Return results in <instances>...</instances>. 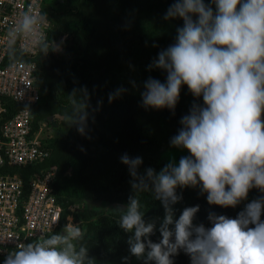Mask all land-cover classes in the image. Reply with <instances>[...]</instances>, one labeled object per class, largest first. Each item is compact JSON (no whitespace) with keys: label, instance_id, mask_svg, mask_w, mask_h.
Instances as JSON below:
<instances>
[{"label":"clouds","instance_id":"obj_1","mask_svg":"<svg viewBox=\"0 0 264 264\" xmlns=\"http://www.w3.org/2000/svg\"><path fill=\"white\" fill-rule=\"evenodd\" d=\"M173 18L183 20L175 42L148 66L163 70L166 80L149 77L142 104L174 110L184 85L197 101L202 98L170 140L189 155L158 172L149 167L143 176L142 157L122 155L135 194L115 209L117 224L129 234L130 255L143 264H174L181 250L190 264H264V195L234 218L209 212L210 226L194 223L199 205L185 207L178 218L174 208L183 199L178 188L199 187L210 205L223 208L237 207L253 188L264 193V0H173L164 19ZM42 19L29 9L13 34L33 35ZM37 43L43 54L54 48L43 36ZM145 191L164 208L158 229L155 220H145L139 198ZM157 230L161 238L154 242ZM84 235L69 222L60 232L16 246L3 264H94Z\"/></svg>","mask_w":264,"mask_h":264},{"label":"trees","instance_id":"obj_2","mask_svg":"<svg viewBox=\"0 0 264 264\" xmlns=\"http://www.w3.org/2000/svg\"><path fill=\"white\" fill-rule=\"evenodd\" d=\"M172 3L45 0V11L52 22L49 42L54 48L30 59L38 66L40 85L39 100L29 106L33 130L44 122L55 124L51 120L58 115L69 118L71 125L43 140V147L50 151L48 157L31 166H4L0 174L17 173L28 186L35 174L55 168L53 185L62 219L53 233L63 229L69 215L79 220L85 234L82 243L94 264H143L130 255L129 234L117 224L120 213L115 209L126 206L135 194L133 177L121 162L122 155L142 157L138 169L141 176L149 167L160 171L167 158L178 162L181 156L189 155L186 149L171 146L170 140L181 127V117L194 102L202 104V98L197 101L184 85L174 110L142 104L144 82L149 77L166 80L163 70H149L148 66L161 50L175 42L176 30L183 26L180 18L164 19ZM23 106L8 100L6 118ZM177 193L183 197L174 205L177 218L185 207L199 205L194 223L206 226H210L209 212L234 218L246 203L264 195L253 188L246 201L235 208H223L210 205L199 187L178 188ZM139 198L145 220H155L158 229L164 216L161 202L146 191L139 193ZM75 201L84 204L73 210ZM160 238L158 230L151 236L154 242ZM124 257L129 260L124 261ZM172 259L174 264H190L183 250Z\"/></svg>","mask_w":264,"mask_h":264},{"label":"built area","instance_id":"obj_3","mask_svg":"<svg viewBox=\"0 0 264 264\" xmlns=\"http://www.w3.org/2000/svg\"><path fill=\"white\" fill-rule=\"evenodd\" d=\"M29 9L43 18L37 31L31 36L14 35V26ZM51 28L45 0H0V168L31 166L50 155L43 147L42 126L33 130L29 106L40 98L38 66L30 59L41 52L37 43L41 36L49 42ZM8 100L24 106L6 118ZM55 174V168L42 170L28 186L17 173L0 174V257L18 245L51 235L61 225ZM69 222L74 223L72 215Z\"/></svg>","mask_w":264,"mask_h":264},{"label":"rangeland","instance_id":"obj_4","mask_svg":"<svg viewBox=\"0 0 264 264\" xmlns=\"http://www.w3.org/2000/svg\"><path fill=\"white\" fill-rule=\"evenodd\" d=\"M62 45V43H60ZM51 121H55V124H50L48 122H44L41 124L42 128H41V133H42V136L46 137V138H49V137H52L54 136L58 131H66L68 130L69 126L71 125V120L67 117H63V116H55L53 118V120ZM167 160V163H169V160L168 158L166 159ZM81 204H84V203H81L80 201H75L71 207L73 210H75L76 208H78L79 206H83ZM98 205V203H97ZM74 223L75 224H79L78 221L76 219H74ZM3 257H0V264H3Z\"/></svg>","mask_w":264,"mask_h":264},{"label":"water","instance_id":"obj_5","mask_svg":"<svg viewBox=\"0 0 264 264\" xmlns=\"http://www.w3.org/2000/svg\"><path fill=\"white\" fill-rule=\"evenodd\" d=\"M88 203H90L91 201H87ZM103 204V202H98V205H102ZM78 221V223L80 224V221L79 220H77Z\"/></svg>","mask_w":264,"mask_h":264},{"label":"flooded vegetation","instance_id":"obj_6","mask_svg":"<svg viewBox=\"0 0 264 264\" xmlns=\"http://www.w3.org/2000/svg\"><path fill=\"white\" fill-rule=\"evenodd\" d=\"M57 46H58V48H60V50L62 49V46H59V45H57ZM99 207H101V206H99ZM102 208H103V206H102ZM106 209H108V208H106Z\"/></svg>","mask_w":264,"mask_h":264}]
</instances>
